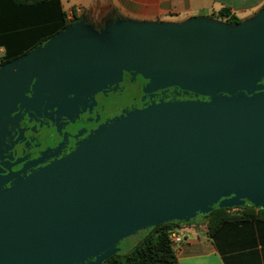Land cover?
<instances>
[{"label": "water", "instance_id": "obj_1", "mask_svg": "<svg viewBox=\"0 0 264 264\" xmlns=\"http://www.w3.org/2000/svg\"><path fill=\"white\" fill-rule=\"evenodd\" d=\"M110 24L118 31L95 41L68 27L23 56L29 62L22 80L37 78L36 97L49 93L40 101L43 111L72 119L84 99L119 83L124 71L147 75L153 90L178 87L204 97L249 90L264 75L263 67L242 78L196 85L212 64L206 50L229 43L247 48L250 33L253 48L264 49V8L229 29L212 19ZM3 99L0 264H66L94 253L99 257L88 264H101L117 253L120 239L165 222L194 221L221 198L224 207L247 200L264 209V98L162 104L114 122L28 174L11 172L18 161L6 160L22 139L21 132L16 141L10 135L20 121L16 113L29 104L16 93Z\"/></svg>", "mask_w": 264, "mask_h": 264}, {"label": "crops", "instance_id": "obj_2", "mask_svg": "<svg viewBox=\"0 0 264 264\" xmlns=\"http://www.w3.org/2000/svg\"><path fill=\"white\" fill-rule=\"evenodd\" d=\"M42 0L17 4L0 0V67L26 56L64 30L61 14L71 22L80 7L93 18L136 24L179 25L194 19H213L222 9L248 20L264 7V0ZM46 41V42H47ZM2 60L8 62L1 64ZM173 233L181 241L172 245L178 264H264V224L248 221L221 225L208 237L203 218ZM186 223V222H185Z\"/></svg>", "mask_w": 264, "mask_h": 264}, {"label": "flooded vegetation", "instance_id": "obj_3", "mask_svg": "<svg viewBox=\"0 0 264 264\" xmlns=\"http://www.w3.org/2000/svg\"><path fill=\"white\" fill-rule=\"evenodd\" d=\"M259 12L248 20L254 18ZM214 21L229 29L240 26L246 20H241L237 24H228L219 19ZM218 32L216 30L211 35H217ZM253 37V33L247 36V48L241 50H236L232 43L225 47L206 50L210 53L208 57L212 64L209 71L202 74L196 85L208 86L230 79L242 78L263 68L264 49L253 48ZM223 38L225 35L221 37V39ZM236 39L239 43L243 41L241 35H237ZM225 56L227 59H224ZM149 83L147 75L141 72L124 71L119 83L102 86L84 99L72 119L64 117L57 120H53L52 117L47 119L48 115H54L53 112L48 111L47 115L44 114V118L39 120V124L35 125L34 122L28 123L27 116H25V120L19 121V129L16 132L13 130L12 134L13 141H16L21 132L22 139L17 141V144L7 152V155L13 158V160H7L8 162L15 164L18 161L17 164L11 166V172L17 173L24 169L23 174H28L70 154L89 136L114 122L162 104L172 102H245L264 98V75L257 78L249 90L238 91L233 95L223 93L214 97L200 96L178 87L153 90L149 88ZM53 122L58 126L60 134L56 133L57 136L52 143L43 145L40 132L42 129L54 131L55 128L51 125ZM33 126L36 131L31 129ZM40 160L41 162L38 163ZM26 163L28 165L35 163V165L27 168Z\"/></svg>", "mask_w": 264, "mask_h": 264}, {"label": "rangeland", "instance_id": "obj_4", "mask_svg": "<svg viewBox=\"0 0 264 264\" xmlns=\"http://www.w3.org/2000/svg\"><path fill=\"white\" fill-rule=\"evenodd\" d=\"M63 3H64L65 7H68L70 5V3H72V1L71 0H64ZM77 9H79L80 11L77 12ZM74 15L76 16V19H73ZM71 16H72L71 17L72 20H71V23L68 27H73V26L76 27L77 26L78 28H80L79 29L80 32H85V36H87L88 39H91L94 41L98 40L100 38H103V36L107 37L109 32H113V31L116 32V31H118L117 28L120 27L118 25H116V26L111 25L108 20L101 19L100 17L99 18L91 17V15L88 14L86 10H83L80 7L74 9ZM214 20H218V19L215 18ZM44 43H42L41 45H43ZM17 61H18V63L12 65L7 70L0 72V103H2L4 101L3 96H5V95H7V97H9L10 95H13L15 93L23 95V97L25 98V101L29 105L26 107V109H24L21 112H20V110H18L16 115L19 116L20 121L25 120L24 118H26L25 116H27L28 123L34 122L35 125H38L39 120L44 118L43 117L44 114L47 115V113H48V111H46V110L43 111V108L39 107L40 101L44 104V102L47 100L49 93L45 92L44 96L36 97L35 92L37 93V84H38L37 78L33 79L31 81V83H27V84H26V81L22 80L23 71L26 70V68H27L26 65H28L27 63L29 61L24 60L23 57L19 58ZM31 70H33V68H31ZM32 73L34 74L36 72H34V70H33ZM37 101H39V102L37 104H35ZM53 101L59 102V100H57V99H53ZM3 107L4 106L3 105L1 106V104H0V110L3 109ZM51 117L53 120H57L59 118L56 115H48L46 118L51 119ZM51 125L53 128H55L54 131L52 129H45L44 130L41 128L42 131L40 132V135H41L43 145L52 143L53 140L57 136L56 133L58 135L60 134V130L58 129V126L54 122ZM17 127L18 128H16V129L18 130L20 125L18 124ZM13 129L16 132V129L15 128H13ZM31 129L36 131L35 126H33ZM39 129H38V131H39ZM13 133L14 132L12 131L10 133V135H12ZM15 144H17V142ZM10 159L13 160V158L11 156H10ZM7 160L9 161V159H7ZM8 164H12V163L8 162ZM27 165H28V163H26V166ZM243 201H245L243 205H246L247 203H249L247 200H243ZM226 204L227 203H225L224 198H221L219 201L214 203L210 208L213 210L214 208H217V207H224ZM243 205H239V206H243ZM239 206H231V207H226V208H234V207H239ZM206 215H207V213L199 212L196 214V219H201ZM172 222H182V221H172ZM149 229L150 228H144V229L138 230V231L130 234L129 236H127L123 239H120L117 242L118 244L116 245V248L118 249L117 253H125V252L131 250L134 247V245H136V243L138 241H140L148 233ZM98 257H99L98 253H94V254L88 255L82 259L74 260V261L68 262L66 264H88L89 262H93V261L97 260Z\"/></svg>", "mask_w": 264, "mask_h": 264}, {"label": "trees", "instance_id": "obj_5", "mask_svg": "<svg viewBox=\"0 0 264 264\" xmlns=\"http://www.w3.org/2000/svg\"><path fill=\"white\" fill-rule=\"evenodd\" d=\"M17 4H33L42 0H12ZM56 2H58L56 0ZM227 22L237 24L239 20L228 10L222 9L212 17ZM76 19V16H73ZM71 22L66 20L65 13L61 14V26L59 30H65ZM46 39L40 42L44 43ZM8 62L2 60L1 64ZM208 237L214 238L216 231L223 224L253 221L264 224V209L255 208L250 203L246 205L226 208L217 207L203 217ZM193 222H165L158 224L148 230V233L125 253H116L104 260L101 264H178L170 236L181 227H189Z\"/></svg>", "mask_w": 264, "mask_h": 264}, {"label": "built area", "instance_id": "obj_6", "mask_svg": "<svg viewBox=\"0 0 264 264\" xmlns=\"http://www.w3.org/2000/svg\"><path fill=\"white\" fill-rule=\"evenodd\" d=\"M79 11H80V10L77 9V12H79ZM71 15H72V14H71ZM169 240H170V242H171L172 245H176V244H178V243L181 241V239H180L179 237L175 236L174 234H172V235L170 236Z\"/></svg>", "mask_w": 264, "mask_h": 264}]
</instances>
